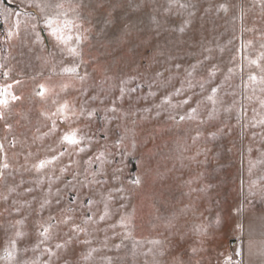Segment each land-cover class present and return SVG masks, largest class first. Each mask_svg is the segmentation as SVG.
<instances>
[{"label": "rangeland", "instance_id": "obj_1", "mask_svg": "<svg viewBox=\"0 0 264 264\" xmlns=\"http://www.w3.org/2000/svg\"><path fill=\"white\" fill-rule=\"evenodd\" d=\"M19 1L23 4L16 0H0V84L5 83L4 71L9 72L7 82L22 81L16 91L23 96V101L6 114V119L17 136L28 133L31 138L33 133L38 136L47 131L37 118L40 105L34 103L33 91L52 74L51 66H46L40 57L54 49L42 30V44L34 43V34L27 30L28 19L40 15L38 8L29 6L37 0ZM179 2L187 7L166 11L169 0H84L83 14L90 21L87 26L92 28L86 44L91 58L87 68L91 74L88 85L95 90H89L88 95L97 96L93 106L100 109L101 117H107V122L101 119L100 123L111 128L107 140L103 130L98 131L91 150L85 154L87 158L100 151L111 153L103 162L93 161L87 166L88 180L107 181L103 187L92 189L94 198L99 201L113 184L119 186V182L108 180L118 167L123 169L122 181L135 179L140 172L141 159L150 160L156 178L147 189L138 192L124 182L126 189L137 194L132 200L135 208L132 239L123 241L120 252L103 250L105 233L101 232L95 239V246L102 250L93 253L90 261L77 259L76 264H110V261L114 264H156L157 259L160 264L165 260L171 264L172 256L154 259L149 251L153 248L149 240L165 236L172 241V251L181 256L185 264H229L235 261L233 250L244 226L250 228L256 224L255 228L264 229L257 219L264 216V199L249 194L264 190V125L258 123L264 119V108L260 106L264 92L260 85L245 88L249 69L244 59L245 56L254 59L264 52L260 47L264 43V0ZM220 4L228 7L227 13L218 11ZM68 18H71L70 12ZM108 19H113L115 26L109 27ZM128 23L135 27L130 28L131 34L125 38L124 25ZM8 31H19V36L8 41ZM248 41L252 46L237 52L241 44L247 45ZM206 49H211V53ZM202 55H210L209 62L217 67L211 86L218 87L223 103L218 106L216 118L202 125L186 122L176 126L167 118L164 111L167 106L157 108V105H161L166 96L171 103L183 98L177 96L175 90L188 91L185 69L190 70V64ZM177 63L181 65L179 71L174 67ZM165 68L171 71H164ZM229 68L233 69L231 73ZM157 69L163 71L162 77L154 75ZM105 71L110 77L107 81ZM121 81H124L125 95L116 99L120 96ZM131 88L136 91L131 93ZM73 95L78 102L86 99L78 93ZM101 99L108 106L115 102L123 118L117 120L112 113L106 112L104 105L99 103ZM224 108L231 111L225 112ZM254 123L256 127L252 128ZM96 126L94 120L93 127ZM6 135L7 140L4 139ZM119 136L125 139L120 149H116L113 145ZM11 138L12 133L6 134L4 121H0V143L5 144L13 167L18 168L23 163V155L19 144L15 150L10 148ZM40 143L37 141L32 147L33 152ZM43 143L47 145L51 140L46 138ZM125 152L127 155H122ZM67 160L65 157V163ZM98 168L106 175H100ZM73 171L75 178L69 172L59 180L55 177L52 180L51 193L59 190L63 207L72 206L73 198L83 201L88 196V190H81L79 183L88 182L81 174L82 169L73 165ZM56 175L59 176V172ZM15 179L20 182L19 175ZM29 179L25 175L26 186H30ZM253 181L255 188H251ZM47 186L45 180L44 188ZM0 192H3L2 187ZM33 194L40 197L43 191L34 189ZM49 198L54 201L55 196ZM3 207L0 203V210ZM98 207L102 208V204ZM51 210L55 213L54 203ZM158 215L174 216L175 227L167 231L157 219ZM6 217L7 213L0 217V246L6 243ZM121 240L122 237L109 240L108 247L112 248L113 243H121ZM135 240L141 243L133 250ZM82 247L77 246L73 255L82 257ZM28 256L36 260V264L46 259L39 251L29 252Z\"/></svg>", "mask_w": 264, "mask_h": 264}, {"label": "snow or ice", "instance_id": "obj_2", "mask_svg": "<svg viewBox=\"0 0 264 264\" xmlns=\"http://www.w3.org/2000/svg\"><path fill=\"white\" fill-rule=\"evenodd\" d=\"M29 6L38 8L40 12L38 18L30 17L28 19L27 30L34 34L33 42L43 43L42 30L54 49L48 52L47 56L40 57L46 66H51L52 74L46 82L39 84L38 88L33 91L34 103L38 102L40 105L37 118L47 131L38 136L33 133L31 138L28 133H21L19 136L15 134L12 125L7 122L6 114L23 101V96L16 91V86L22 81L7 82L9 72L4 71L2 77L5 83L0 84V121H4L5 133H12V138L9 141L10 148L15 150L18 144L21 147L23 163H20L18 168H14L8 157L5 144L0 143V187L3 188V192H0V203L4 205L0 210V217H4V214L7 213L6 219L8 220V225L4 229L7 233L6 243L0 246V252H2L0 262L3 264H36V260L29 258L28 253L37 251L46 257L42 264H76L77 259L90 261L93 253L102 250L95 246V239L101 232L105 233L102 241L103 250L112 251L115 249L119 253L123 241L132 239L135 226V208L132 205V200L137 193L132 189L137 192L147 189L156 178V170L151 167L150 160L141 159L138 165L140 172L136 178H125L122 181L123 169L118 167L108 176V180L119 182V186L113 184L99 201L94 198L92 189L103 187L107 181L88 180L87 166L93 161L103 162L105 156L111 155V153L100 151L87 158H85V154L91 150L98 131L102 129L104 139L107 140L111 128L100 123L101 119L107 122V117H101L100 109L93 106L97 96L88 95L89 90L92 92L95 90L90 89L88 85L91 74L87 68L91 65V58L86 52V44L92 28L87 26L90 21L83 14L84 0H37L35 4ZM176 7L183 9L187 5L180 3L179 0H169L166 11ZM218 11L227 13L228 7L225 4H220ZM69 12L71 18H68ZM16 15L19 16L20 13L17 12ZM242 16L243 12H241ZM153 20L156 22L155 17ZM106 24L109 27L115 26L113 19L106 20ZM16 27L18 29L19 24ZM131 27H135V25L130 23L124 25V29H127L123 32L125 38L131 34ZM251 30L249 29V31ZM14 36H19V31L6 33L8 41H11ZM251 46L252 42L248 41L247 45L241 44L237 52ZM260 47L264 48V43ZM205 51L211 53V49ZM244 59L247 61L249 69L245 88L260 85L262 86L260 90L264 92V52L254 59L248 56H245ZM209 61L210 55H202L195 63L190 64V70L185 69L188 78V91L186 92L183 88L175 90L177 96H183L181 100L171 103V99L166 96L161 105H157V108L162 105L167 106L164 108L167 118L176 126L186 122L202 125L216 118L219 111L218 106L223 102L219 99L218 87L211 86L217 74V67ZM174 67L179 71L181 65L177 63ZM164 71H171V69L165 68ZM232 71V68L228 69L229 73ZM154 75L162 77L163 71L157 69ZM105 79L106 81L110 79L107 71H105ZM123 84L124 81H121L120 96L116 99L125 95ZM253 90L255 91V89ZM129 91L134 93L136 88H131ZM73 93H78L86 99L78 102ZM99 103L104 105V110L112 113L115 119L123 118L118 114L115 102L108 106L101 99ZM260 106L264 108V100H260ZM224 111L230 112L231 109L224 108ZM159 114L158 112L157 115ZM94 120L97 125L95 128L93 127ZM258 123L264 125V119L259 120ZM251 127L255 128L256 124H252ZM36 131L39 132L40 129L37 128ZM46 138L50 139L51 143L45 145L43 142ZM4 139L7 140L8 136L6 135ZM29 139H31V143H29ZM124 139V136H119L113 147L120 149ZM37 141L41 143L37 146L36 152H33L32 147L36 146ZM25 146L27 150H24ZM122 155H127V153ZM65 157L68 158L67 163H65ZM73 165H76L77 169H82L81 174L88 181L87 183L79 181L81 190H88V196L83 201L73 198L72 206L63 207L59 190L56 194H52L51 184L54 177L59 180L69 172H72L75 178L76 173L73 171ZM57 172H59V176L56 175ZM97 172L102 176L106 175L101 168H98ZM16 175L20 176V182L16 181ZM25 175L30 177L27 182L30 186H26ZM92 175L95 177L96 173ZM45 180L48 182L47 189L44 188ZM125 181L132 186V189H126L123 186ZM67 183L72 184L73 181H67ZM255 187L256 182L253 181L251 188ZM34 189L42 190L43 195L35 196ZM249 194L251 196L258 195L264 199V190L250 191ZM50 195L55 196L54 201L49 198ZM53 203L56 206L55 213L51 210ZM101 204L102 208H99L98 205ZM46 211L47 215L45 216ZM112 217H116V219H112ZM157 219L164 224L169 232L175 227L174 216L158 215ZM257 219L260 221L261 228H264V216ZM109 232L110 236L107 235ZM118 237H122L121 243H113L112 248H109V240L115 241ZM140 243L139 240L133 241V250ZM148 243L153 246L149 251L153 253L154 259L170 255L172 256L171 264H185L182 257L172 251L170 247L172 241L167 236L164 239H151ZM77 246H83L82 257L73 255ZM195 251L193 249L194 253ZM236 255H240V253L237 252ZM261 255L264 256V253ZM110 264H114V262L110 261ZM156 264H160L158 259ZM164 264H169V262L165 260Z\"/></svg>", "mask_w": 264, "mask_h": 264}, {"label": "crops", "instance_id": "obj_3", "mask_svg": "<svg viewBox=\"0 0 264 264\" xmlns=\"http://www.w3.org/2000/svg\"><path fill=\"white\" fill-rule=\"evenodd\" d=\"M16 1L23 4L19 0ZM255 226L257 225H250V228H247V225L244 226L240 239L233 250L235 261L233 263L230 261L229 264H264V256L261 255L264 253V229L259 230ZM237 252L240 255H236Z\"/></svg>", "mask_w": 264, "mask_h": 264}]
</instances>
